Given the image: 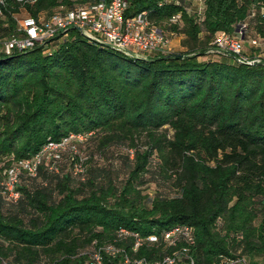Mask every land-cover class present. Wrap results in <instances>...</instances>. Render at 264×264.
<instances>
[{"label":"trees","instance_id":"16d2710c","mask_svg":"<svg viewBox=\"0 0 264 264\" xmlns=\"http://www.w3.org/2000/svg\"><path fill=\"white\" fill-rule=\"evenodd\" d=\"M92 1L5 0L0 39L16 32L13 13L22 6L36 15ZM126 1V14L143 10L169 37L182 33L183 49L133 56L71 30L45 51L0 50V153L29 157L47 140L79 131L97 134L102 145L119 139L116 127L182 122L197 136L177 134L163 144V165L175 174L161 176L177 192L141 194L132 178L139 165L117 184L104 182L97 166L79 179L62 169L64 150L57 149L58 157L41 156L34 175L22 169L15 199L0 192V264H34L41 256L68 264L78 246L103 233L150 259L172 248L147 241V233L175 223L193 228V264L237 255L229 247L264 257V63L198 58L217 29L234 32L245 22L244 39L248 28L263 37L264 0H202L200 19L183 0ZM175 12L179 19L169 22ZM120 227L142 237L135 251L131 233L117 236ZM179 263L190 264L188 257Z\"/></svg>","mask_w":264,"mask_h":264},{"label":"built area","instance_id":"2783aa9c","mask_svg":"<svg viewBox=\"0 0 264 264\" xmlns=\"http://www.w3.org/2000/svg\"><path fill=\"white\" fill-rule=\"evenodd\" d=\"M18 1L30 3L34 0ZM2 6H5V0H0V13ZM127 6L126 0H95L73 3L64 8L57 6L47 14L40 11L36 15L29 14L22 6L24 14L15 16L13 13L16 32L0 39V50L10 52L13 49L23 50L40 46L45 51L49 45L66 37L71 30L79 32L90 41L106 43L133 56H147L150 52L168 50L170 37L167 33L149 21L143 10L126 14ZM259 13L264 18V4L259 7ZM178 19L179 12H175L169 16L168 21L174 22ZM245 28V22H241L235 27L238 31L215 30L213 37L203 49V54L229 55L237 61L248 64L264 63V34L262 37L255 33L244 39ZM245 40L249 47L257 51H246ZM79 135L70 133L58 140L49 139L30 157L17 159L15 164L5 170V195L15 199L19 194L15 188L20 175L18 166L27 174L34 175L41 156L58 157L57 149H64L68 139L80 138ZM128 232L120 227L117 229V236ZM129 233L133 236L129 247L135 251L141 244L142 237L136 231ZM145 239L149 242H161L172 250L149 259L144 256L129 255L123 249L125 252L118 264H176L182 257H188L189 263L193 264L188 252L189 246L194 242L193 228L190 225L175 223L162 229L159 234L154 231L148 232ZM110 248L111 245H108L107 249ZM214 264H264V260L251 262L244 255L237 254L225 255Z\"/></svg>","mask_w":264,"mask_h":264},{"label":"rangeland","instance_id":"374dc122","mask_svg":"<svg viewBox=\"0 0 264 264\" xmlns=\"http://www.w3.org/2000/svg\"><path fill=\"white\" fill-rule=\"evenodd\" d=\"M183 2L186 12L197 16V19L202 17V0H183ZM24 13L25 11L20 8L14 14L15 16H21ZM177 23L180 24L181 19ZM254 32V28H248V37L255 35L256 32ZM202 34V32H198L199 36H202ZM182 36V33L170 35L171 40L168 50H182L183 46L180 45V38ZM244 46H246V51H257V49L249 47L247 40L244 41ZM151 53L153 52L149 54ZM198 58L207 59L210 58V56L199 55ZM114 131L119 135V139H111L102 145L98 143L97 134L94 135V133H89L91 131H86L85 134L79 131L77 134H80V138L72 137L68 139L63 149L64 154L62 155V160L59 162L62 169L64 171L70 170L72 175L82 179L88 173L87 170L89 167L93 168L97 166L101 168L100 172L105 174L101 177L104 182L109 179L111 182L117 184L129 173L128 171H131L134 166L139 165V170L133 174L132 178L134 179L133 183L135 184V188H137L141 194L151 195L155 190L164 192L167 191L166 188H168L169 193L176 194L177 188L169 181H164L162 177H171L175 174L173 171L174 168H166L163 165V153L165 152L163 144L167 139H171L177 134L183 136L185 139L187 137L197 136V132L190 129V126L182 122H176L175 125L169 122H163L156 127L142 129L116 127ZM68 134L70 133L63 136H67ZM88 134H90V138H86L85 135L88 136ZM63 136L52 140L61 139ZM19 158L26 157H16L13 153H0L1 193L5 194V170L9 166L15 164V161ZM164 168H166V170ZM18 171L19 174H21L22 169L19 166ZM163 184L169 187H163ZM111 199L112 197L109 196L108 200H110V202ZM120 235L122 237L125 236L124 233ZM121 239V237L116 238L110 233H103L99 238H94L86 242L85 245L78 246L76 251L69 256L68 264H118L125 252L122 247L123 245H121ZM111 240L114 242H111ZM108 245H111L113 249L110 248L111 250H108ZM228 249V252L233 254L242 253L240 248L232 250V248L229 247ZM225 255L227 254H222L219 258ZM241 255H244L249 260H254V262L264 260V257L262 258L260 256L250 257L246 255V253H242ZM12 263V261H9V264ZM34 264H51V262L48 261L47 257L41 256Z\"/></svg>","mask_w":264,"mask_h":264},{"label":"water","instance_id":"95a60500","mask_svg":"<svg viewBox=\"0 0 264 264\" xmlns=\"http://www.w3.org/2000/svg\"><path fill=\"white\" fill-rule=\"evenodd\" d=\"M236 31H238L237 29H235ZM239 32H240V30H239ZM240 37H242V33L240 32ZM179 55V54H178Z\"/></svg>","mask_w":264,"mask_h":264},{"label":"crops","instance_id":"0c3cea01","mask_svg":"<svg viewBox=\"0 0 264 264\" xmlns=\"http://www.w3.org/2000/svg\"><path fill=\"white\" fill-rule=\"evenodd\" d=\"M170 40H171V37H170ZM246 47V46H245Z\"/></svg>","mask_w":264,"mask_h":264}]
</instances>
